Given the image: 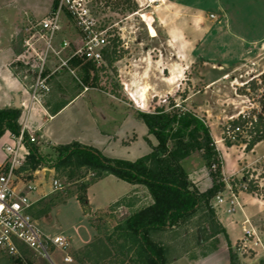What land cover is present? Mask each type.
<instances>
[{"label":"rangeland","instance_id":"obj_1","mask_svg":"<svg viewBox=\"0 0 264 264\" xmlns=\"http://www.w3.org/2000/svg\"><path fill=\"white\" fill-rule=\"evenodd\" d=\"M8 1H0V4L4 3L2 7L5 5L0 8L1 32L15 30L18 14L22 17L23 26H30L31 22L42 20L44 8H49V0H13V4H8ZM59 1L52 0L53 7ZM241 1L240 4L228 2L225 5L232 8L231 12L235 5H240L244 22L251 27L257 23L260 26H257L255 36L249 35V38L256 40L254 45L251 44L255 49L239 51L238 61L234 60L236 56H229L222 49L216 38L217 31L214 30L217 28L214 25H217L220 10L214 0L203 4L214 36L203 45L209 30L201 26L196 28L185 11L174 8L166 0H158L150 7L142 6V0H86L97 21V28L110 30L111 43L106 49L112 61L104 57L103 63L94 64L96 71H91L88 83L83 81L78 68H72V72L63 67L64 82L66 78L68 82H74L78 92L83 88L81 82L88 88V92L63 113V128L69 130V134L68 130L66 133L63 131V138L69 141L66 144L82 143L95 148L107 158L132 162L150 154L157 145L156 137L149 132L147 124L137 117L136 111L188 112L209 126L223 162V181L236 190L240 186L247 188L249 182L258 185L254 192L241 190L243 212L237 209L229 213L228 204L218 203L214 198L210 206L204 205L182 225L151 232V238L166 247L167 264H236V256L240 258L239 264H264L263 248L253 246L254 249L247 247L239 250L236 246L249 229L248 223L246 226L241 223L246 218L253 224L264 246V140L251 150L246 149L252 138L250 122L241 128L235 139L228 138L225 133L226 128L240 116L247 120H256L261 116L264 124V0ZM142 13L153 18L156 36L150 35ZM214 14L217 15L216 20L211 16L214 17ZM222 15L223 12L220 17ZM68 16L67 21L62 12L59 29L52 41L63 58L67 57L72 47H63L62 41L76 40L77 45L81 40L76 21L70 14ZM189 25L192 28L189 29ZM172 38L175 45L171 43ZM45 46L46 41L39 39L34 49L43 53ZM25 56H30L34 60L32 65H35L34 71L31 69L29 75L26 73L28 76L25 80L28 81L31 75L35 78L39 62L36 52L29 51ZM52 58L59 64L57 56L50 52L48 60ZM222 61L228 65L221 68L219 62ZM26 99L30 101V94ZM66 99L64 96V104L68 101ZM28 109L25 106L22 110L21 123L28 120L33 134L40 135L39 146L55 160L58 153L51 147L59 144L43 137L42 131L37 129L38 126L45 128L48 123L46 116L39 111L38 103H34L29 112ZM72 121L76 125L71 124ZM65 124L71 125L65 127ZM6 133L12 135L9 131ZM70 133L76 136L72 138ZM8 142L9 139L0 137V168L3 169L7 164L5 145ZM26 152L21 150L20 155ZM181 163L192 179L202 181L201 189L206 188L203 183L210 180L206 175L209 170L201 156L195 152ZM18 169L12 177L17 191H26L27 184L36 186L34 191H26L31 200L36 201L31 210L36 226L48 237L62 235L70 241L67 250L50 247L53 264H82L78 261V255L81 256L84 252L81 249L94 239L95 234L113 235L120 221L153 201L145 185L136 184L139 187L132 189L133 184L113 174H106L94 181V171L87 167H77L73 178L53 168L49 179L42 174L44 169H50L47 167L21 173ZM54 178L61 188H54ZM87 184L90 185L86 190L87 205L84 206L78 195ZM223 196L229 197L227 185ZM211 208L216 213L215 217L211 215ZM124 214L127 215L123 218ZM212 218L218 222L221 220L225 233L211 235ZM93 220L99 224V231L92 226ZM67 254L72 256L73 262L64 261ZM129 258L130 254L124 264H131ZM6 263L5 255L0 252V264Z\"/></svg>","mask_w":264,"mask_h":264},{"label":"trees","instance_id":"obj_2","mask_svg":"<svg viewBox=\"0 0 264 264\" xmlns=\"http://www.w3.org/2000/svg\"><path fill=\"white\" fill-rule=\"evenodd\" d=\"M64 13L68 21L69 13L66 9ZM104 57L109 62L112 61L108 49L105 50ZM69 64L78 68L83 81L88 83L91 71L95 70L94 63L74 57ZM11 67L16 73L18 70L30 73L29 65L23 63L16 62ZM136 113L137 117L147 124L149 132L156 137L157 145L150 154L132 162L107 158L95 148L78 142L52 146L58 153L57 158L52 160L39 143L31 142L28 133L25 134L29 153L18 169L20 173L47 167L61 170L73 178L77 167H87L93 169L94 181L106 174H113L131 184L145 185L152 194L153 201L120 221L113 235L95 234L94 239L81 249L84 251L81 256L78 255V261L82 264H124L129 254L131 264H167V249L151 238V232L182 225L204 205L210 206L211 201L226 189L222 176L223 162L216 150L209 126L203 120L188 112ZM21 116V109L13 106L1 108L0 137L8 131L18 135L22 127ZM262 120L261 116L256 120H247L240 116L229 127L242 128L251 123L252 138L246 145V149L251 150L258 142L264 140ZM195 152L203 159L209 170L208 176L212 180V186L204 191L199 190L191 181L181 163L184 158ZM242 182L246 183V180L242 179ZM90 184L81 188V195H78L84 206L87 205L86 190ZM231 184L234 185L232 181ZM257 188V184L249 182L246 190L254 192ZM211 212L215 217V211L212 209ZM98 225L96 220L92 221L96 231L100 230ZM223 231L218 220L210 219L211 235L215 236ZM18 249L17 255L1 252L7 259L6 264H50L40 255L37 258L36 253L24 244L19 243Z\"/></svg>","mask_w":264,"mask_h":264},{"label":"built area","instance_id":"obj_3","mask_svg":"<svg viewBox=\"0 0 264 264\" xmlns=\"http://www.w3.org/2000/svg\"><path fill=\"white\" fill-rule=\"evenodd\" d=\"M157 1L158 0H142L141 5L150 7L157 3ZM65 9L74 18L81 33L80 43L75 45L74 51L68 59H63V57L60 56V51H56L52 43L59 29L62 12H64ZM211 16L213 17V15ZM30 30H37V32H30L27 38L24 39L25 54L29 51L36 52V60L39 62V66H37L36 76L29 89L30 105L22 103L23 107L28 106V112L33 102H41V97L51 90L48 83L49 74L45 72L50 52H53L58 58L59 64L56 70L63 67L69 69V60L74 57L84 58L94 64L103 63L104 52L111 43L109 40L111 37L110 30L97 28V21L92 15L86 0H60L58 5H56L46 17L38 21L33 29ZM39 39L46 41L43 53L34 49L35 42ZM70 44L71 43L66 40L62 41L63 47H69ZM84 89L88 90L87 87H84ZM130 97L135 103V99L131 95ZM21 124L22 127L18 135H8L9 142L5 145L7 164L4 169L0 168V252L9 255H17L19 254L18 244L20 243L26 245L37 255L44 257L53 264V260L49 253L50 247L67 250L70 247V241L62 235L48 237L34 223L31 210L36 201H32L26 191L32 192L36 189V186L27 184L26 191H17L14 187L15 184L12 177L16 173V170L23 164L29 153L25 143V134L28 133L31 142L39 143L36 135L28 132L26 120ZM240 132V127H227L225 133L228 138L235 139ZM21 150H26V154L20 155ZM45 170L46 169L42 172L43 176H46ZM53 185L55 189L62 187L55 178L53 180ZM226 185L229 197L225 198L223 192L219 193L216 196L218 203H227V211L229 213L235 212L237 209L243 212L239 194L241 190L246 189V187L240 186L239 189L236 190L228 182H226ZM245 222L249 224V229L246 230L245 237L236 243L238 249L244 250L247 247L254 249L253 246H259L264 249L262 241L249 219L246 218ZM248 242L249 244H247ZM64 261L73 262V258L70 254H67L64 257Z\"/></svg>","mask_w":264,"mask_h":264},{"label":"crops","instance_id":"obj_4","mask_svg":"<svg viewBox=\"0 0 264 264\" xmlns=\"http://www.w3.org/2000/svg\"><path fill=\"white\" fill-rule=\"evenodd\" d=\"M166 1L167 3L170 2L171 5L174 6V8L180 9L182 12L185 11L188 17L191 18L190 20L195 23L196 28H199L201 26V28H205V30H209L203 39L202 45L208 43L210 41L209 40L210 37H214L212 35L211 25L208 23L209 22L208 15L203 7L204 3L210 2L211 0H166ZM214 1L219 4V10H220L219 18L216 21L217 25H214L217 28V30L214 31H217L215 35L218 40V43L221 44L222 49H224V51L227 52L229 56H234V57L236 56L234 60L237 59L236 61H238L239 57L237 54L239 51L241 52L249 48L255 49L253 48L254 47L253 45L256 42V40L254 38L253 39L249 38V35L255 36L257 33L256 31L257 26H260V24L259 23H257V25L253 24V26L251 27L249 26L248 23H245L243 20L244 17L241 16L242 9L240 5H235L233 7L234 11L232 12L230 11L232 10V8H229L228 6L225 5V3L228 2L240 4L242 3L241 0H214ZM7 3L13 4L14 1L9 0ZM3 4H0V8L5 7V5L2 7ZM54 7L52 4V0H49V8H44L45 11L42 12L45 14L44 17L47 16L51 12V9L53 10ZM222 12L223 15L220 17ZM18 15L19 18L17 20V23L15 24V30H8L5 32L0 31V109L12 106V103L14 101V93H19L21 97V104L24 103L30 105L31 102L28 101L26 98H27V94H29L30 85L33 83L34 78L30 74L31 79L28 81L25 80L27 74L23 73L20 70H18V72L16 73L11 67V65L16 62L23 63L29 65V69L30 70L32 69V71H34L33 69L35 68V65L34 66L32 65L34 60H31L30 56H28L27 58L25 56L26 54H25L24 39L27 38L30 32H37V30L31 31L30 29H33L34 25L38 21L31 22L32 24L30 26H23L21 22L22 17L20 14ZM216 17L217 15L214 14V17L212 18L216 20ZM247 27H249V29H247ZM188 28L189 29L192 28L191 25H189ZM76 42H77L76 40L70 41L71 43L70 46L72 47V49L69 52L70 50L69 48L67 52V57L63 59H68L71 56V54L74 51ZM171 43L172 45H175L173 38L171 39ZM44 48L45 47H43V49ZM55 49H58V47H55ZM219 64L221 65V68L228 65L226 61H222V63L219 62ZM57 65L58 64H56L54 58L47 61L45 72L46 74H49L48 83L51 87V91L41 97V102H33L31 106L33 108L34 103H38L40 107L39 111L42 112L48 120V123L45 126V128L42 129L41 126L38 127L36 126L39 131H42L43 137L49 138L51 141L55 142L54 144L62 145L69 143L68 140L66 141L63 138V133L64 132L66 133V131L68 130L66 128H63V113L67 111L69 108H71L82 97L84 93L88 92V90L86 91L84 89V85L82 84V82L81 85L83 86V88L81 92H78L76 90L77 87L76 84H74V82H68L69 80L67 78H66L67 81L64 82L63 68L56 70ZM68 65H69V69L73 70L72 69L73 67H71L69 63ZM64 96H66L67 98L66 100H68L65 104L63 102ZM24 107L22 105L21 112L24 109ZM25 120H26L28 132L33 133L28 126V120L27 119ZM71 124L76 125V122L72 121ZM70 125L65 124V127H70ZM67 134H69V130ZM71 134L73 135L72 138L76 136L74 135V133H70L69 136H71ZM8 135H9L8 133H5L3 136L5 139L7 138L8 140ZM36 137L38 138L40 143V135H36ZM206 175H208L207 171H206ZM189 177L191 181L194 182L195 185L201 191H204L212 186V180L210 177L209 178L211 181L209 180L206 183H203L204 186H206V188L204 189H201L200 187L202 181L192 179L190 175ZM132 186H133L132 189H137L139 187L136 186V184H133ZM239 198H240V194H239ZM219 223L221 224V227L224 230L223 232L225 233L226 230L221 220ZM241 223L242 226H246L247 224L245 221H242ZM198 242L202 243L201 241ZM235 260H236V264H239L238 262L240 258L238 256L235 257ZM225 264H228V262H226Z\"/></svg>","mask_w":264,"mask_h":264},{"label":"water","instance_id":"obj_5","mask_svg":"<svg viewBox=\"0 0 264 264\" xmlns=\"http://www.w3.org/2000/svg\"><path fill=\"white\" fill-rule=\"evenodd\" d=\"M12 106L17 108V109H21L22 108V104H21V97L19 95V93H14V101L12 103ZM50 169H46L45 170V177L46 179H49V175H50ZM127 214H124L122 217H126Z\"/></svg>","mask_w":264,"mask_h":264},{"label":"bare ground","instance_id":"obj_6","mask_svg":"<svg viewBox=\"0 0 264 264\" xmlns=\"http://www.w3.org/2000/svg\"><path fill=\"white\" fill-rule=\"evenodd\" d=\"M141 17L143 20L147 21L146 24H148V30L150 32V35L152 37L156 36V31L154 29V26L152 25L153 18L151 16H149L147 13H142Z\"/></svg>","mask_w":264,"mask_h":264}]
</instances>
